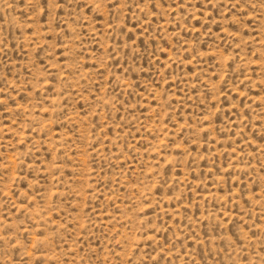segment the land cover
Wrapping results in <instances>:
<instances>
[{
  "label": "rangeland",
  "instance_id": "obj_1",
  "mask_svg": "<svg viewBox=\"0 0 264 264\" xmlns=\"http://www.w3.org/2000/svg\"><path fill=\"white\" fill-rule=\"evenodd\" d=\"M0 264H264V0H0Z\"/></svg>",
  "mask_w": 264,
  "mask_h": 264
}]
</instances>
